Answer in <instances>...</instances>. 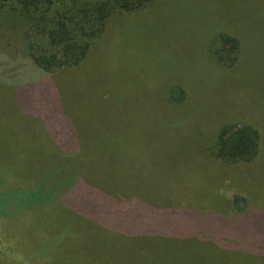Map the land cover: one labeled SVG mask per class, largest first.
<instances>
[{
	"label": "trees",
	"instance_id": "trees-1",
	"mask_svg": "<svg viewBox=\"0 0 264 264\" xmlns=\"http://www.w3.org/2000/svg\"><path fill=\"white\" fill-rule=\"evenodd\" d=\"M218 4L223 2L0 0V99L14 106L23 103L16 94L22 80L13 77L18 70L37 68L55 83L64 68L83 67L112 34L126 39L132 29L122 32L126 26L118 22L143 12L154 19V41H172L177 31L179 42L189 38L202 54L206 81L197 91L187 77L169 78L162 131H149L154 119L123 124L141 130V142L124 149L144 157L149 175L129 172L126 164L120 171V151L104 152L100 170L83 166L75 127L69 140L54 135L55 127L45 128L52 147L15 149L17 143L1 135L7 123L0 121V264H264V207L252 203L251 188L244 187L251 194L241 191L234 171L247 167L264 179V129L243 105L246 95L264 118V8L227 21L213 15ZM113 58L105 64L135 62ZM209 88L229 111L234 103L219 99L218 91L239 93V117L219 119L223 112L213 107ZM225 179L229 196L220 192Z\"/></svg>",
	"mask_w": 264,
	"mask_h": 264
},
{
	"label": "rangeland",
	"instance_id": "rangeland-1",
	"mask_svg": "<svg viewBox=\"0 0 264 264\" xmlns=\"http://www.w3.org/2000/svg\"><path fill=\"white\" fill-rule=\"evenodd\" d=\"M217 1H222L223 4L215 5L218 8L213 15L220 20H241L245 12L249 10L258 12L264 8V0ZM232 5L234 7L227 8ZM143 13L129 23L126 20L118 22L122 25V29L126 26L122 32L132 29L126 39L124 36L112 34L111 40L100 43L96 51L92 53L88 51V58L83 67L64 68L61 73L57 74L55 83L50 82L37 68L29 67L24 71L18 70L13 77L19 81L22 80L21 87L16 94L23 103L14 106L10 101L0 99V121L7 123L5 133L2 132L1 135L5 139L12 138L17 143L14 148L23 150L30 148L31 143L41 147H52L43 134L47 127L51 129L55 127L52 133L54 135L66 134L68 140L70 139L69 133L78 132L76 130L78 129L80 135L75 144H79L82 150L83 166L100 170L105 163L104 152L107 153V150L120 151L123 152L124 159L121 161L123 156L116 157L115 161V165L120 166V171L126 164L129 172L131 169H137L149 175L144 157L134 149L131 152L124 149L125 146H134V142H141L140 135L136 137L137 133H142L141 130L139 128L130 129L123 124H133L135 121H142V118L154 119L149 131L152 133L150 129H153V126L155 132L162 131L161 127L168 118L165 114L167 109L162 102V92L169 84V78L177 82L187 77L185 80L189 82L188 85L197 91L206 81L202 76L204 66L199 58L202 59V54L193 43L188 41L189 38H182L183 40L179 42L181 37L177 31L172 41L169 38L159 39L157 37L154 41L151 37L156 26H154V19L147 12ZM118 24L115 32L121 34ZM149 53L152 54L150 61L148 60ZM117 54L128 59L135 57V62L130 65L132 67V71L129 70L130 73L123 71L130 66L111 67L105 64L107 59L115 58ZM142 65L146 67L143 68ZM209 81L208 79L207 82ZM206 92L214 103L213 107H219L218 111L223 112L219 119L226 121L231 116L239 117L240 106L238 105L243 103L238 96L239 93L233 89L226 93L218 91L219 99L231 100L234 103L229 111L220 107L226 104L222 100H216L218 98L214 89L209 88ZM209 97L206 95L204 99L211 100ZM243 105L245 110L251 111L250 118L264 129V118L258 119L261 116L258 111L253 110L255 107L246 95ZM182 121L193 124V121L185 117ZM193 129L194 127L190 128L191 133ZM47 136L53 138L51 133ZM135 138H137L136 141ZM263 164H259V169L264 171ZM241 168L245 170H234L236 168L231 169V167L228 169L240 172L235 177L236 181L240 182L238 185L241 191L247 193L244 187L251 188L252 203L264 207V179L258 178L259 174L254 172V169ZM223 172L227 176L231 173L225 168ZM84 174L94 181L92 171L86 170ZM226 184L227 179L220 192L229 196L231 191ZM244 221L248 223V220Z\"/></svg>",
	"mask_w": 264,
	"mask_h": 264
}]
</instances>
